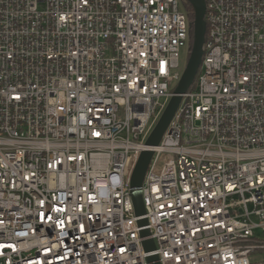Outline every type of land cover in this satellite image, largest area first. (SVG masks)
<instances>
[{
	"label": "built area",
	"instance_id": "built-area-1",
	"mask_svg": "<svg viewBox=\"0 0 264 264\" xmlns=\"http://www.w3.org/2000/svg\"><path fill=\"white\" fill-rule=\"evenodd\" d=\"M204 2L148 148L190 52L181 1L0 0V264H264V0Z\"/></svg>",
	"mask_w": 264,
	"mask_h": 264
},
{
	"label": "water",
	"instance_id": "water-1",
	"mask_svg": "<svg viewBox=\"0 0 264 264\" xmlns=\"http://www.w3.org/2000/svg\"><path fill=\"white\" fill-rule=\"evenodd\" d=\"M193 9L194 18L190 23L192 28V45L190 48L189 56L185 65V68L181 74L179 82L174 89L173 96L170 98L168 104L166 105L163 113L158 119L157 123L153 127L149 136L145 141V145L149 147L157 146L159 141L166 130L172 116L174 115L180 100L181 95L185 93V91L193 84L198 67L201 63L202 55H203V44H204V36H205V2L204 0H186ZM153 152L151 149H145L141 151L133 172L130 177V187L131 196L133 205L135 208V214L141 215L143 214V202L141 193L139 191V187L142 184L147 166L151 159ZM143 221H139V224H144ZM148 234L147 230L141 232L142 236H146ZM144 248L146 250L153 249V244L150 240H146L143 242ZM156 257L149 258L150 264H158L156 261Z\"/></svg>",
	"mask_w": 264,
	"mask_h": 264
},
{
	"label": "trees",
	"instance_id": "trees-1",
	"mask_svg": "<svg viewBox=\"0 0 264 264\" xmlns=\"http://www.w3.org/2000/svg\"><path fill=\"white\" fill-rule=\"evenodd\" d=\"M181 1V7L182 9L185 11L189 22L191 23L193 18H194V14H193V9L191 7V5L186 1V0H180ZM192 28H191V34H190V40H189V47L191 48L192 45Z\"/></svg>",
	"mask_w": 264,
	"mask_h": 264
},
{
	"label": "rangeland",
	"instance_id": "rangeland-1",
	"mask_svg": "<svg viewBox=\"0 0 264 264\" xmlns=\"http://www.w3.org/2000/svg\"><path fill=\"white\" fill-rule=\"evenodd\" d=\"M259 258H260V259H261V258H264V255H262V256H261V257H259ZM258 260H259V259H258Z\"/></svg>",
	"mask_w": 264,
	"mask_h": 264
}]
</instances>
